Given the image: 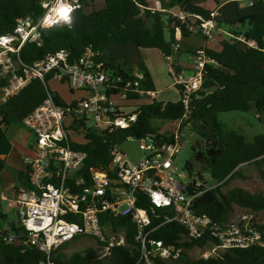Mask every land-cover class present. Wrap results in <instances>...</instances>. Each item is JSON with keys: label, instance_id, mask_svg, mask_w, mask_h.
<instances>
[{"label": "built area", "instance_id": "1", "mask_svg": "<svg viewBox=\"0 0 264 264\" xmlns=\"http://www.w3.org/2000/svg\"><path fill=\"white\" fill-rule=\"evenodd\" d=\"M241 2L246 6L254 3L253 0ZM82 7V0H43V14L37 21L32 17L18 18L11 33L0 35L1 103L19 95L32 81L45 83L48 78L49 86L67 83L72 91L85 93L73 101H65L66 104L57 101L56 94L48 93L43 103L23 120L22 126L36 138L29 143L31 155L25 159L29 183L14 191L10 198H5L7 211L3 214L6 219L0 220V245L14 244L21 235L24 246L33 245L50 256L62 244L80 237H93L106 244L108 235L118 231L102 225L101 215L131 214L137 227L136 240L140 244V256L135 264H156L153 259L158 257L164 260L179 258L182 249L165 246L162 241L150 237L151 216L137 206V192H143L152 207L172 210L174 216L167 222L182 225L186 230L185 240L217 241L218 245L205 258L219 249L262 245L263 232L254 214L231 213L227 219L215 221L198 213L195 202L202 192L196 190L202 186V180L196 172L187 174L177 170L176 166L178 155L188 143L191 102L199 98L208 64L204 53L189 55L194 61L189 65L177 59L183 39L182 26L191 33H199L209 43H215L220 35L253 48L257 43L248 40L244 34L235 35L218 26L214 20L217 11L211 14V19H206L177 8L164 9L159 0H154L150 10L168 13L174 20L172 28L176 42L172 45V54L164 59L170 86L177 90L185 114L169 122L174 126L169 131V140L156 135L127 138L126 141H139L141 158L138 164H134L118 144L111 149L108 170L84 172L88 153L76 149L75 145H86L91 135L111 132L115 128H130L137 121V99H130V96L138 95L151 101L157 99L158 92L143 89L145 74L138 67L128 78L106 70L101 52L92 48L74 59L67 50H59L32 64L23 63L20 53L25 44L41 46L43 30L71 25L74 14ZM65 13L70 19H57ZM125 206L127 210L123 212ZM11 210L15 212V218L16 212L21 213L19 232L13 230L16 223L11 224L7 219ZM125 244V237L109 242L107 254L111 247Z\"/></svg>", "mask_w": 264, "mask_h": 264}, {"label": "trees", "instance_id": "2", "mask_svg": "<svg viewBox=\"0 0 264 264\" xmlns=\"http://www.w3.org/2000/svg\"><path fill=\"white\" fill-rule=\"evenodd\" d=\"M43 0H0V35L11 33L18 18L32 17L37 21L43 14ZM94 1V0H90ZM164 9L177 8L190 14L211 19V11L201 3L206 0H159ZM242 0H226L214 17L217 25L232 34H244L248 40L255 41L257 47L220 36L216 42L220 50L204 47L185 50L190 55L204 53L208 58L204 84L199 98L191 102L188 122L199 140L212 141L210 148H216L218 154L211 160L208 171L214 186L208 188L205 183L198 188L202 192L196 199L198 213L210 216L215 221L227 219L235 208H242L255 216L264 212V193H252L242 188H235L227 193L222 187L239 174L243 165L264 163V133L254 137L249 143L243 134L225 130L218 119V114L232 111H246L254 104L264 120V0H253L252 6L242 5ZM83 7L74 14L71 25H63L42 31V45L27 43L21 50V59L25 64H32L47 54L67 50L71 58L80 57L87 48L101 52V60L106 70L128 78L135 67L145 74L143 89L156 91L153 79L142 58L143 50H158L163 56L172 54V45L176 42L173 18L168 13L155 12L150 8L154 0H104L100 9L87 11L89 6L82 0ZM236 27V28H235ZM168 30L169 36H166ZM183 39L191 32L182 26ZM181 53L177 54L179 57ZM50 78H48L49 80ZM47 80V81H48ZM34 80L19 95L0 104V172L8 169L16 179L28 186V173L9 167L2 156L9 155L13 145L8 137V130L13 125L22 126L23 120L38 107L48 93L56 94L57 101L66 104L53 92L48 82ZM2 83H0V87ZM130 99L141 100L138 95ZM144 99V98H142ZM137 121L128 129L115 128L111 132L91 135L86 145H75L76 149L87 151L88 160L84 172L90 169L108 170L111 161V149L129 137L141 139L147 135L171 139L170 133L161 131V123L180 119L185 114L183 103L178 101L151 100L137 105ZM264 177V172L260 170ZM200 179L202 175L197 173ZM2 177L0 175V187ZM192 191H195L193 189ZM137 206L148 211L151 216L152 230L150 237L162 241L165 246L176 250L182 249L177 259L164 260L155 258L156 264H264V226L260 225L263 244L247 249L217 250L208 258L198 260L190 258L186 251L194 248L212 249L218 245L213 239L189 242L185 240L186 230L179 223L172 221V210L157 209L151 206L149 198L143 192H137ZM6 219L0 212V220ZM101 223L112 230L125 231L124 246L110 248V254H97L89 249L83 253L67 256L64 243L50 256L39 251L35 246H24L23 236H18L11 245H0V264H135L140 256V244L136 240L137 227L132 215L114 217L109 213L101 215ZM19 232L21 227L13 225ZM103 246L108 243L99 242Z\"/></svg>", "mask_w": 264, "mask_h": 264}, {"label": "rangeland", "instance_id": "3", "mask_svg": "<svg viewBox=\"0 0 264 264\" xmlns=\"http://www.w3.org/2000/svg\"><path fill=\"white\" fill-rule=\"evenodd\" d=\"M89 3V6L85 7L87 11L100 9L104 5V0H94L93 2L90 0H86ZM226 0H221V2H225ZM220 2L219 0H206L202 2L201 4L211 10V11H217V7ZM244 3V2H242ZM166 36L168 37V30H166ZM191 39H189V42H195L194 46L189 47L186 46L185 40L182 39L181 41V53H180V62L182 63H190L193 64V60L189 58V53H186L185 50H194L198 48H204L208 47L209 42L206 41V39L200 35L199 33H191ZM223 36L220 35V39H222ZM220 39H218L220 41ZM218 41V42H219ZM218 42H215V46L218 47ZM196 45H199V47H196ZM155 55L157 56V59L155 61L158 64V57L161 58L163 62L166 61L161 57V54L154 50ZM154 57V56H153ZM190 59V60H189ZM159 65V64H158ZM164 79L167 80V83H171L170 77L168 72L166 71L162 72L161 81L157 82V87L159 89H163L167 87V83L164 84ZM162 83V84H161ZM50 88L53 91H56L59 93L60 97L64 100L69 102L72 98V94L70 92L71 89H69L68 84H61V85H51ZM162 94L157 97V100L159 101H177L180 99L179 94L177 93V90L175 88H170L163 90L161 92ZM160 94V92H159ZM81 93L76 92L75 97H79ZM1 104V102H0ZM218 119L222 123L225 130L228 131H236L238 133H241L245 136L246 141L251 143L254 140V137L260 134L264 133V120L261 119V115L257 112L254 104L250 106V108L246 111H232V112H226V113H220L218 114ZM161 131L163 133L171 131L174 126L170 125L169 123H161L160 124ZM16 133L17 139L20 141L18 144L24 145L25 140H27V144H29L32 141H35V136L30 133L27 129H25L23 126L13 125L8 130V136L11 138V140L14 142L15 138L13 140V134ZM24 134V136H23ZM186 138L188 140L187 147L182 150V152L178 155V158L176 160V166L177 170H184L187 174L189 171L186 167V161L190 160L194 153L196 152L198 148V142L202 141L199 140L198 137L193 133L192 128L189 127L187 130ZM203 144L204 141H202ZM15 148L12 149L10 154L7 156L6 163L9 167L14 168L17 171H24L26 169V163H25V157L21 154V150L16 146L14 142ZM264 172V163H262V166L259 167L256 164H248L243 165L238 169L239 174L236 175L234 178L230 179L225 186L222 187V192L227 193L232 189L235 188H242L244 190H247L252 193H264V177L262 176L261 170ZM202 175V184L205 183L206 187L210 188L214 186L213 182L211 181V177L209 174V171L206 168H203L200 172ZM0 175L2 177V186L0 187V194L13 191L14 189L20 188L19 183L16 181V176L14 173L10 172L8 169L2 170L0 172ZM9 198V197H8ZM127 207L125 206L122 211H126ZM7 211V204L5 201H3L0 197V212L2 214H6ZM234 214H248V212L245 209L242 208H235ZM7 219L10 221L11 224L16 223L15 218V212L13 210L10 211V214L7 215ZM256 219L260 225L264 226V212H260L256 215ZM125 236V231L123 229L118 230L117 234L115 235H108V238H106V243L113 242L119 240L121 237ZM68 245L64 248V253L67 256H71L75 253H83L86 250L92 249L97 254H107V247L103 246L99 243V241L96 238L93 237H80L75 240H72L70 242H67ZM209 253H212L211 249L209 248H194L189 251H186V254L195 260L205 258L206 255ZM213 255V254H212Z\"/></svg>", "mask_w": 264, "mask_h": 264}, {"label": "crops", "instance_id": "4", "mask_svg": "<svg viewBox=\"0 0 264 264\" xmlns=\"http://www.w3.org/2000/svg\"><path fill=\"white\" fill-rule=\"evenodd\" d=\"M220 2H218L219 3V5H218V7H217V9L216 10H218V8L223 4V3H225V2H221V0H219ZM242 5H245V3H242ZM189 39H191V37H189V38H185L184 40V42L186 43V46L187 47H189L188 45H192V46H194V43L195 42H192V41H190L189 42ZM215 43H209L208 44V47L209 48H214V49H217V50H220V48L221 47H216L215 45H214ZM196 47H199V45H196ZM158 51V50H157ZM153 52H155L154 51V49H150V50H143L142 51V58H143V60H144V62H145V65H146V67L148 68V70H149V72H150V74H151V77H152V79H153V82H154V85H155V88H156V92H158V98H159V96L162 94L161 92L163 91V90H166V89H170L171 88V86H170V83H167V80H165L164 79V84L165 83H167L168 85H167V87L166 88H163V89H159V87H157L158 85H157V82H160L161 81V77H162V72H164V71H166V73H167V62H166V64H165V62H163L162 60H161V58H159L158 57V64H157V62L155 61V59L154 58H156L157 59V56L155 55V53H153ZM160 54H161V57L164 59V56H163V54L160 52V51H158ZM154 56V57H153ZM180 57L181 56H179L177 59L180 61ZM190 57V56H189ZM165 60V59H164ZM190 60V59H189ZM182 63V62H181ZM182 64H184V65H189L190 63L188 62V63H182ZM63 84H67V83H63ZM162 84V83H161ZM53 85H61V84H58V83H55V84H53ZM70 89V88H69ZM56 92V91H55ZM70 92H71V94H72V98L70 99V101H73V100H75V99H77V98H79V97H82L85 93L84 92H79V93H81V95L79 96V97H75V93L76 92H78V91H72V90H70ZM159 92H160V94H159ZM57 93V92H56ZM58 95H59V93H57ZM69 101V102H70ZM146 101H149L148 99H141V100H138L137 101V105L138 104H142V103H144V102H146ZM163 101V100H162ZM178 101V100H177ZM10 129V128H9ZM16 133H17V131L13 134V140H14V138H15V144H16V146L21 150V154L22 155H24V156H26V157H28V156H30L31 155V151H30V149H29V144H27V140H25V143H24V145L22 146V145H18L19 143H20V141L17 139V137H16ZM23 136H24V134H23ZM9 137V136H8ZM9 139L11 140V138L9 137ZM14 142L11 140V143H12V145H13V148H15V145H14ZM12 148V149H13ZM7 156L8 155H4V156H2L1 158L2 159H4L5 161H6V159H7ZM26 157H25V159H26ZM21 172H24V173H27V165H26V169L24 170V171H21ZM16 181L19 183V185H20V188H23V187H26L25 185H23V184H21L17 179H16ZM20 188H18V189H20ZM17 189H14L13 191H10V192H4V193H1L0 194V197H1V199L3 200V201H5V198H10L11 196H12V194L14 193V191H16ZM6 202V201H5Z\"/></svg>", "mask_w": 264, "mask_h": 264}, {"label": "water", "instance_id": "5", "mask_svg": "<svg viewBox=\"0 0 264 264\" xmlns=\"http://www.w3.org/2000/svg\"><path fill=\"white\" fill-rule=\"evenodd\" d=\"M236 28V27H235ZM212 141H208L206 144H211ZM203 145L202 141L198 142V148L200 149ZM119 149L125 153H127L130 157V160L134 164H138L141 158V150L139 148V141L137 140H131V141H126L123 142L119 145ZM186 167L189 172H194L200 173L202 171V168L206 167L205 160L198 161L196 158H191L190 160L186 161ZM22 225L21 221V213L16 212V226L20 227ZM5 228L8 229L9 227L5 225Z\"/></svg>", "mask_w": 264, "mask_h": 264}, {"label": "flooded vegetation", "instance_id": "6", "mask_svg": "<svg viewBox=\"0 0 264 264\" xmlns=\"http://www.w3.org/2000/svg\"><path fill=\"white\" fill-rule=\"evenodd\" d=\"M210 147H211L210 144L207 145L205 143V144L202 145V147L200 149L197 148L196 152L193 155V157L196 158L198 161H201V160L204 159L207 169H208L210 161L214 160L216 158L217 154H218L216 148H210ZM192 172H194V170Z\"/></svg>", "mask_w": 264, "mask_h": 264}, {"label": "clouds", "instance_id": "7", "mask_svg": "<svg viewBox=\"0 0 264 264\" xmlns=\"http://www.w3.org/2000/svg\"><path fill=\"white\" fill-rule=\"evenodd\" d=\"M68 8H69V10H71V8H70V6H67ZM60 18H64V19H70V15L69 14H66V15H64L63 17H61V16H57V19H60Z\"/></svg>", "mask_w": 264, "mask_h": 264}, {"label": "snow or ice", "instance_id": "8", "mask_svg": "<svg viewBox=\"0 0 264 264\" xmlns=\"http://www.w3.org/2000/svg\"><path fill=\"white\" fill-rule=\"evenodd\" d=\"M66 14V13H65Z\"/></svg>", "mask_w": 264, "mask_h": 264}]
</instances>
